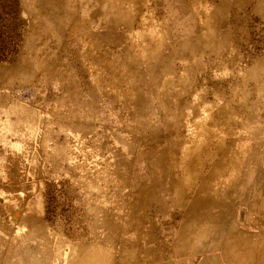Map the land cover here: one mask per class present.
Instances as JSON below:
<instances>
[{
    "label": "rangeland",
    "instance_id": "rangeland-1",
    "mask_svg": "<svg viewBox=\"0 0 264 264\" xmlns=\"http://www.w3.org/2000/svg\"><path fill=\"white\" fill-rule=\"evenodd\" d=\"M0 182L23 264H264V0H0Z\"/></svg>",
    "mask_w": 264,
    "mask_h": 264
},
{
    "label": "crops",
    "instance_id": "crops-1",
    "mask_svg": "<svg viewBox=\"0 0 264 264\" xmlns=\"http://www.w3.org/2000/svg\"><path fill=\"white\" fill-rule=\"evenodd\" d=\"M24 181H26V177H19L15 179L10 178L5 183L23 184ZM21 199L22 195L20 193L0 194V264L25 263L23 251L26 249V243L41 242L40 240L43 237L41 229H38V231H26L25 226L20 224L19 219L17 222L11 223L10 211L15 212L19 207V205L14 206L11 202H14V200L20 201ZM252 261L254 259H249L247 264H251ZM37 263L39 264L38 261Z\"/></svg>",
    "mask_w": 264,
    "mask_h": 264
},
{
    "label": "bare ground",
    "instance_id": "bare-ground-1",
    "mask_svg": "<svg viewBox=\"0 0 264 264\" xmlns=\"http://www.w3.org/2000/svg\"><path fill=\"white\" fill-rule=\"evenodd\" d=\"M26 130V129H25ZM5 138V137H4ZM4 145V144H3ZM32 164V163H31ZM31 167V166H30ZM31 172V171H30ZM35 178V177H34ZM43 241V240H42ZM110 245V244H109ZM67 248V247H66ZM90 256V255H89ZM249 257V256H248ZM42 258V257H41ZM251 258V257H250Z\"/></svg>",
    "mask_w": 264,
    "mask_h": 264
}]
</instances>
